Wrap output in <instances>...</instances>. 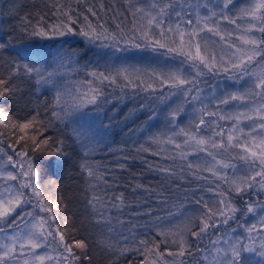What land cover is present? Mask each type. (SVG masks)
Instances as JSON below:
<instances>
[{
	"label": "snow or ice",
	"instance_id": "obj_1",
	"mask_svg": "<svg viewBox=\"0 0 264 264\" xmlns=\"http://www.w3.org/2000/svg\"><path fill=\"white\" fill-rule=\"evenodd\" d=\"M126 2L133 18L129 32H125L119 23L116 24L118 31H110L105 23L100 22V13H106L104 0H99L98 6L89 3V0H53L50 5L52 14L62 19L51 25L47 24L44 14H37L35 24L28 16L21 17L20 32L30 37L53 39L69 34L79 35L90 44L100 42V47L114 48L117 52L124 50L121 47L123 44L137 49H163L182 59L179 66L159 71L153 69L143 74L140 69L115 66H109L105 71H88L87 75L92 79L80 82L70 91V102L63 90L56 89L50 109L44 114L48 116L47 120L34 110L28 119L20 121L0 105V264H79L82 256L77 249L84 259L91 260L86 242L71 237V230L66 227L67 218L65 227L61 226L58 213L66 207L63 198L53 201L41 191V173L36 166L35 154L67 157L69 147L75 150V146L79 145L83 149L82 153H77L81 157L80 171L86 173L94 189L98 186L94 182L103 180L107 184L99 165L90 164L86 159L95 149L79 129L73 128L75 139L68 146L64 139L52 140L45 133L55 122H65L81 109L91 105L100 110L105 104L112 103L113 93L117 89L120 92L115 96L117 101L138 95L137 89L143 93H160L143 97V101L150 102H140L136 107V112H147L145 124L156 119V105L166 103L173 96H180L182 101L176 107L168 105L171 111L166 119L171 126V134L161 132L149 137L151 144L159 149L151 151V155L175 162L178 159L186 161L189 155L206 153L210 160L203 161L202 165L193 162L180 164V170H194L193 175L201 171L209 172L228 188L221 190V185L217 184L215 188L206 189L218 197L212 207L203 196L197 199L193 195L194 203L201 205V210L187 211L183 202L169 204L161 192V203L167 205L169 210L166 217L155 218L160 223L154 227L158 229L156 236L163 239H139L137 246L131 249L127 246L120 248L102 232L103 247L119 256L131 250L143 257L138 261L129 259L128 264H189L185 257H192V264H264V201H245L241 209L232 199L233 194L243 198L249 192H264V0H152L147 6L133 4L132 0ZM80 5L84 6L82 12L79 11ZM85 13L94 17L96 23ZM80 16L84 23L77 30L74 26L78 24ZM173 19L175 22L169 23ZM223 23L233 25L234 30L226 31L221 27ZM211 37L219 38V51L216 49L217 42ZM6 47L7 44L0 40V51ZM75 56V52L58 51L54 56L55 67L52 71L28 65H10L8 78H0V101L20 92L19 87L10 83L13 77H27L35 85H55V78L61 75L60 69L74 64ZM221 75L228 80L243 81L241 89L221 93L220 96H201L204 92L201 78ZM105 85L112 88V93H105ZM165 87L169 89L166 94L163 91ZM129 88L132 90L131 97L126 92ZM233 102L244 105V109L223 113L209 107L212 104L219 108ZM185 103L195 104L194 116L188 127L176 131L179 126L175 121L184 111ZM134 114L129 111L127 117L131 118ZM207 117L216 120L207 121ZM219 120L233 122L226 139L225 131L216 122ZM206 124L212 130L211 135L201 134ZM213 124L220 130H213ZM242 124L244 127H241ZM177 137L183 139L178 140ZM216 137H220V140ZM166 144L178 151L168 154L162 147ZM149 151L150 148L143 145L137 148V152ZM123 159L135 157L125 156ZM235 160L240 161L242 166L233 163ZM118 167L123 169L125 165ZM148 167L151 171L165 174L164 179L177 176L173 165L150 163ZM222 169H232L233 175L229 177ZM196 178L207 179L199 175ZM141 187L140 184L135 186ZM145 191L155 190L146 188ZM187 198L185 195L184 199ZM88 203L98 212L100 218L96 223L104 225L110 224L111 220L99 212L100 207L107 205L123 211L127 206L123 193L113 194L108 200L94 194ZM237 213L258 218L255 222L241 224ZM146 214L150 215V210ZM173 217L179 218L173 227H162L165 220L171 223ZM230 222H235L236 227L220 231ZM237 228H242L246 235H234ZM205 239L208 240L206 245ZM162 243L175 245V250L166 248L162 251ZM39 249L46 251L40 254ZM197 252L199 257L196 256ZM117 259H113L111 264H117Z\"/></svg>",
	"mask_w": 264,
	"mask_h": 264
},
{
	"label": "trees",
	"instance_id": "obj_2",
	"mask_svg": "<svg viewBox=\"0 0 264 264\" xmlns=\"http://www.w3.org/2000/svg\"><path fill=\"white\" fill-rule=\"evenodd\" d=\"M52 2L53 0H0V40L7 44L5 50L0 51V78H8L12 64L38 68L42 64V68L45 67L49 71L55 62L54 56L58 51L75 52V59L78 63V65L74 63L73 67L69 66L72 69L69 73L62 70L63 68L60 69L61 75L55 78V85H35V82L29 81L27 77L23 79L13 77L10 83L14 87H19L20 92L0 101V105L20 121L28 119L34 110L39 111L47 120L48 116L44 114L49 111L57 88L63 87L64 84L67 86L72 75L74 76L76 73L79 77L78 74H87L88 71L94 70L105 71L108 67L105 65L108 61L105 59L96 56L89 58V50L91 52L99 51L103 55H109V53L100 50L102 48L100 46L89 48V50L84 49L83 41L79 39L81 37L79 35H75L73 40L69 38L63 40L60 36L53 39H42L20 32L21 17L28 16L35 24L37 14H44L48 25L62 19V17L52 14L53 10L50 7ZM89 3H95L98 6L99 0H89ZM104 4L106 13H100L102 17L100 22L105 23L110 31H118L116 24L119 23L125 32H129L132 23L130 26L125 25L130 7L126 0H104ZM79 11H84L83 5H80ZM87 15L93 23H96L94 17H91L90 14ZM130 20L132 21L133 18L131 17ZM83 23V17L80 16L78 24L74 27L79 30ZM82 69L85 72L80 73ZM91 79L92 77L85 75L79 80ZM78 85L79 83L75 86ZM104 91L106 94L112 93L105 88ZM69 93L66 99L70 102L71 95ZM118 95H120L119 91L113 93V102L105 104L101 110L95 112L94 106H88L68 117L65 122H55L54 126L45 133L52 140L64 139L66 146L75 139L72 135L73 128L85 133L89 138L87 142L91 143L92 148L95 149L86 159L90 164L99 165L100 171L105 174L104 180L108 181L107 184L103 180L94 182L98 184L94 189L89 183L86 173L80 171L81 157L77 153H82L83 149L79 145L75 146V150L69 147L70 154L67 157H55L46 153L35 154L36 166L41 173V191L53 201L62 197L66 205L64 210L58 213L62 228L65 227L64 221L67 218L66 227L71 230V237L82 240L88 245L87 254L91 260L84 259L83 254L77 249V253L82 256L79 264H111L117 257V264H128L129 259L133 261L143 259L138 253L131 250L124 256L108 251L101 243L102 232L120 248L127 246L131 249L137 246L139 239L151 241L152 238H155L159 241L163 238L156 236L157 231L154 225L158 220L155 218L157 216L166 217L169 210L167 205L161 203L159 194L163 192L169 204L183 202L185 206H194L196 204L193 201V195L198 199L206 189L215 188L218 181L201 172L193 175L194 170L187 168L181 171L179 165L183 163L178 164L171 160H164L147 152H137V148L140 145L144 146V143L135 138V132L143 125L144 117H139L131 122L132 117L128 118L127 114L129 111L136 110L137 105L144 101H137L133 97H126L125 101H117L115 96ZM129 96L131 97V95ZM145 103L147 102L145 101ZM125 156L135 157V159L125 160L123 159ZM150 163L163 166L173 165L177 176L164 179L165 174L149 169ZM120 164L125 167L119 168ZM197 175L207 177V179H197ZM137 184L143 187L135 188ZM134 188L135 190H133ZM146 188L155 191H145ZM185 189H187V193ZM119 193H123L127 206L123 211H118L107 205L100 207L99 212H103L104 216L111 220V223L108 225L97 224L96 220L100 217L88 203L91 196L99 194L108 200L112 198L113 194L118 195ZM185 195H187V199H184ZM244 199L249 200L248 198ZM204 200L207 201L205 198ZM209 207H211L210 204ZM239 208L243 209V206ZM149 210L150 215L146 214ZM137 212L140 215H136ZM204 243H208V241H204ZM160 247L162 251L170 248L163 243ZM186 258L192 259V257Z\"/></svg>",
	"mask_w": 264,
	"mask_h": 264
},
{
	"label": "rangeland",
	"instance_id": "obj_3",
	"mask_svg": "<svg viewBox=\"0 0 264 264\" xmlns=\"http://www.w3.org/2000/svg\"><path fill=\"white\" fill-rule=\"evenodd\" d=\"M152 0H132L133 4H138L140 6H147V4L151 3ZM213 2H219V0H213ZM238 2H246V0H238ZM131 14L129 11V15H127L128 20H125V25L130 26L132 21L130 20L131 18ZM188 17H185V19H187ZM193 20H195V17H192ZM175 19H173V21H169V23H174ZM183 26V25H182ZM132 27V26H131ZM221 27L223 29H225L226 31H233L234 30V26L233 25H229L227 23H223L221 25ZM131 29V28H130ZM205 35H208L205 33ZM259 35V34H257ZM75 35L69 34L67 36H62L63 40L66 38H69L70 40L75 39L74 37ZM61 37V36H60ZM79 39L81 41H83V46L84 49L89 50V48L92 47H98L100 42H97L95 44H90L87 40H85L84 38L79 37ZM212 40H215L216 43V49L217 51L220 50L221 47V42L219 41L218 37H211ZM139 43H143V41H137ZM85 43V45H84ZM110 43V42H108ZM121 47L124 49L123 51H119L117 52L114 48H101L100 50L102 51H106L109 53V55H103L101 52L96 51V52H91L89 50V58H92V56H96V57H100L102 59H105L106 64L109 66H115V67H128L130 70L133 69H140L141 73L143 74L145 71H152L153 69L155 70H161V69H166L167 67H174V66H179L181 63V57L171 54V53H166L165 50L163 49H157L156 51H153L151 48H133L130 46H125L123 44H121ZM120 55V56H118ZM76 59H75V64H76ZM74 64L68 65L66 68H63L62 70H66L67 73L71 72L72 69H70L69 66L73 67ZM78 65V63H77ZM83 65V64H82ZM42 64L39 65L40 68H42ZM55 67V62H53V64L51 65V69L49 71H52L53 68ZM185 67H187L185 65ZM42 69H45L42 68ZM85 72L84 69H82V71L80 73ZM79 77H77V73L72 77L71 80L69 81L68 85L65 86V84L63 85V87H61L60 89L63 90L66 94V96L68 95V93L76 88V84L82 82V80H79L80 77H85V75L87 74H78ZM145 79H147V77H144ZM121 83H123V81H121ZM210 85H217L218 87L216 88H212L210 87ZM243 85V81L237 82L235 80H228L226 79L223 75L219 76V77H212V76H208V77H203L201 78V87L204 89V92L201 93V96H211V95H215V96H220L221 93L227 94L228 92H233V91H239L241 89ZM115 87V86H112ZM106 90L112 91L111 87H108L107 85H105L104 87ZM116 91H119V89H117ZM139 94L135 95L133 98L136 99L137 101H141L143 97L148 96V95H159L160 93L157 92L155 94L152 93H143L140 92L139 89L136 90ZM164 93H168L169 89L167 87L164 88ZM126 92L129 93V95L132 96V90L126 89ZM68 98V97H66ZM125 101V100H123ZM182 98L180 96H173L169 101H167L166 103H161L156 105V119L149 121L148 124H145V121L147 120V112L146 111H140V112H136V110H133V112L135 113L132 118H131V122L133 120H137L139 117H144V121H143V125L140 126L139 128H137L136 132H135V138H137L139 141H141L142 143H144V147H149L150 151L147 152L149 154H151V151H158V147L155 144H151L149 137L153 134L155 135H159L161 132H168L169 134H171L170 128L171 126L168 124V120L166 119L167 117V113L169 111H171V109L168 107L169 104L172 105V107H176L179 103H181ZM145 102V101H144ZM147 103H149L150 101H146ZM89 107H93V106H89ZM209 107L214 110V111H218V112H223V113H228V112H234L237 110H243L244 109V105H241L239 102H233L230 105L224 106L221 105L219 108H215L213 107L212 104H209ZM95 108V107H94ZM194 109H195V104H188L185 103L184 104V111L181 112L179 118L175 121V124L178 125L179 127L176 128L175 130L178 131L179 128H186L189 126L190 121L193 119L194 116ZM101 110V109H100ZM99 110L95 109V112H97ZM207 121H215L216 118H212V117H207L206 118ZM221 128L225 131V139H226V135H227V131L232 127V123L231 121H227V120H219L216 121ZM241 127H244V125L242 124ZM143 129V130H141ZM213 130H220L217 129L215 127V124H213L212 126ZM85 136L86 134L83 133ZM202 135H211L212 134V130H209L207 127V124L205 125L204 129L201 132ZM87 137V136H86ZM178 140H182L183 137H177ZM217 140H220V137H216ZM164 149L167 150L168 154H174L176 151L174 146L172 145H163L162 146ZM161 157V156H159ZM162 158V157H161ZM219 158V157H218ZM211 157H208L206 155V153H199L196 155H189L187 157L186 161H180L179 159L175 162H177L178 164L183 163L186 164L187 162H193V163H200L201 165L203 164V161L205 160H210ZM233 163L237 164L238 166H242V163L238 160L233 161ZM222 171H224L225 173H227V175L229 177H231L233 175V170L232 169H222ZM201 173H205L206 175L212 176L211 173L209 172H204L201 171ZM213 177V176H212ZM215 178V177H214ZM219 184L221 185V190H226L228 188V185L223 184V182L221 181H217L216 185ZM199 194V193H198ZM202 196L207 199V202L210 204V206H213V202L216 201L218 199V197L215 195V193L213 191H204ZM244 198H248L244 199ZM233 201L235 202V204L237 205V207L243 206L244 207V203L245 201L248 202H252V201H256L257 199L264 201V192H260L257 193L255 191L253 192H249L247 195H244L243 198L239 197V196H235L233 194L232 196ZM242 199V200H241ZM257 208H259V204H257ZM188 209H197V210H201V205H188L185 206V211H187ZM29 210H31V208L29 207ZM19 211V210H18ZM199 214V213H197ZM41 215H43V213H41ZM237 216L239 217V222L241 224L244 223H252L255 222L256 219L258 218L257 216H252L251 214H247V215H243L241 213H237ZM178 217H173L171 220V223L168 220H165L164 225H162V227H173V225L178 221ZM160 221L156 222L155 224H159ZM231 227H236V223L235 222H230V224L228 226H222V228L220 229V231H226L228 228ZM156 231H158V229L156 228ZM11 234V233H9ZM234 235H246V233L243 232L242 228H237L236 233H234ZM205 241H208L207 239H205ZM205 245L208 243H204ZM168 246L175 250V245H171L168 244ZM45 249H39L38 252L40 254H44L45 253ZM50 252V250H48ZM197 257H199V253H196ZM167 259H172L171 257H166ZM21 261L23 260V257L20 258ZM185 259V258H184ZM186 260L189 261V264H191L192 259L189 260V258H186ZM48 264H53V262H48Z\"/></svg>",
	"mask_w": 264,
	"mask_h": 264
}]
</instances>
